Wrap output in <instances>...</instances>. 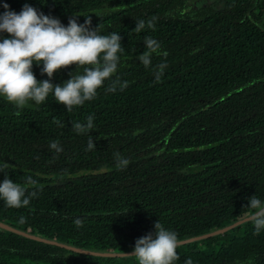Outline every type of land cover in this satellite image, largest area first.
Returning a JSON list of instances; mask_svg holds the SVG:
<instances>
[{
	"label": "trees",
	"instance_id": "16d2710c",
	"mask_svg": "<svg viewBox=\"0 0 264 264\" xmlns=\"http://www.w3.org/2000/svg\"><path fill=\"white\" fill-rule=\"evenodd\" d=\"M190 3L0 0V15L18 14L27 4L64 26L90 17V29L118 33L125 49L117 73L71 112L51 94L24 109L0 97V164H9L8 178L37 192L27 207L10 208L0 200L1 221L85 249L132 250L137 239L155 235L158 221L183 239L246 216L254 195L264 201V0H199L197 8ZM153 17L154 30L133 31L136 21ZM145 36L161 45L149 68L138 59ZM3 38L9 34L0 32ZM160 63L167 68L157 82ZM42 67L33 65L40 81L49 79ZM72 72L82 74L83 68H63L50 82L62 85ZM117 78L128 86L107 91ZM89 115L95 117L89 135L96 150H88V134L72 128ZM54 140L62 152L49 148ZM116 152L129 160L127 167L117 169ZM81 169L86 173L70 175ZM6 174L0 172V183ZM29 176L34 185L26 183ZM76 218L83 227L75 226ZM177 253L174 264H264V229L257 234L246 220L183 243ZM0 264L137 261L132 255L80 253L0 227Z\"/></svg>",
	"mask_w": 264,
	"mask_h": 264
},
{
	"label": "clouds",
	"instance_id": "9594fccd",
	"mask_svg": "<svg viewBox=\"0 0 264 264\" xmlns=\"http://www.w3.org/2000/svg\"><path fill=\"white\" fill-rule=\"evenodd\" d=\"M8 9V5L4 4ZM156 18L145 21H136L133 30L141 33L146 27L155 29ZM91 19L87 18L84 24L77 23L75 18L70 19L64 26L59 19L44 15L32 6L24 5L18 14L14 11H5L0 15V32H7L9 38L0 40V97L24 109L30 102L36 105L43 104L51 94L55 101L64 105L71 112L74 107L82 106L86 101H91L97 96L98 89L104 86L118 71L120 54L124 52L121 36L118 33L101 34L100 26L90 29ZM146 50L139 55V61L149 68L152 64V55L161 54L160 43L151 36L144 37ZM167 56V52H163ZM41 65V74H46L49 79L40 81L33 72V65ZM75 65L83 68L82 74L70 73V79L62 85H54L51 79L54 74L63 68ZM167 68V63L156 66L154 75L160 81ZM128 86L127 81L121 82L119 78L107 88L115 92L117 87L121 90ZM17 116L20 112L15 113ZM94 115L86 117V122L75 121L73 131L77 134H88L94 129ZM58 127H64L59 119H53ZM88 150H96L89 135ZM49 148L60 153L63 148L58 140L50 143ZM117 169L127 167L129 160L123 158L119 152L114 153ZM9 164H0V172H5ZM27 184L34 185L35 180L27 177ZM35 190L29 192L27 187L14 182L7 174L0 183V200L10 208L27 207L31 198L35 197ZM252 211L246 214V219L254 225L258 234L264 229V201L256 195L249 198L246 207ZM26 222L21 216L19 223ZM74 224L77 228L83 227V220L76 218ZM155 235H148L137 239L134 251L131 254L136 258L137 264H174L179 260L177 248L182 244L178 234L166 229L159 221L155 224ZM185 264H192L187 259Z\"/></svg>",
	"mask_w": 264,
	"mask_h": 264
},
{
	"label": "water",
	"instance_id": "95a60500",
	"mask_svg": "<svg viewBox=\"0 0 264 264\" xmlns=\"http://www.w3.org/2000/svg\"><path fill=\"white\" fill-rule=\"evenodd\" d=\"M220 142L221 141L211 142V143H207V144L197 145V146H194V147H187L186 149L189 150V149L210 148V147H213L215 145H218ZM84 173H86V170L81 169V170H78L76 172L71 173L70 175L71 176H78V175H81V174H84ZM246 220H247L246 216H244V217L236 220L235 222H232V223H230V224H228V225H226L224 227L213 229V230H210L209 232H206V233H203V234H199V235H193V236L186 237V238H183V239H180V240L182 241V244H183V243H187V242H190V241H194V240H198V239H201V238H205V237L217 234V233H223L224 231L228 230L229 228H232L235 225L240 224V223H242V222H244ZM0 227H3L5 229H7V230H10V231L15 232V233H19L21 235H24V236L32 238V239L40 240V241H43V242H46V243L56 244V245L65 247L67 249L74 250L76 252L86 253V254H90V255L120 256V257H122V256L131 255L133 253V251H134V249H132V250L120 249V250H109V251H96V250L85 249V248H82V247H77V246H74V245H71V244H68V243H65V242L58 241L55 238H48V237L41 236V235L36 234V233H31L28 230L18 229L16 227H14L13 225H10L9 223H5V222H3L1 220H0Z\"/></svg>",
	"mask_w": 264,
	"mask_h": 264
},
{
	"label": "flooded vegetation",
	"instance_id": "af4514ba",
	"mask_svg": "<svg viewBox=\"0 0 264 264\" xmlns=\"http://www.w3.org/2000/svg\"><path fill=\"white\" fill-rule=\"evenodd\" d=\"M198 1H199V0H191L190 5H193V7L197 8V7H198V6H197V5H198ZM179 4H180V3H179ZM186 5H189V4H185V6H186ZM180 6H181V4H180ZM181 7H182V6H181ZM259 10H260V8H257V9H256V11H259Z\"/></svg>",
	"mask_w": 264,
	"mask_h": 264
}]
</instances>
